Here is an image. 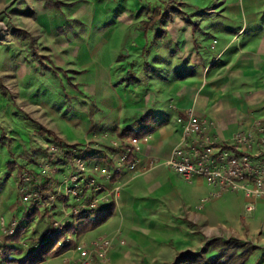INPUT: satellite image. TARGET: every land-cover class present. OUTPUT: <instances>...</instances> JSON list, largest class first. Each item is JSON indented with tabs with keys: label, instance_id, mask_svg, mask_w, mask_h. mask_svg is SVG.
I'll return each instance as SVG.
<instances>
[{
	"label": "rangeland",
	"instance_id": "374dc122",
	"mask_svg": "<svg viewBox=\"0 0 264 264\" xmlns=\"http://www.w3.org/2000/svg\"><path fill=\"white\" fill-rule=\"evenodd\" d=\"M226 3L0 0V264H6L2 254L7 246L20 249L21 253L13 256L21 259L48 242L57 230L56 223L63 228L77 226L78 216L72 213L78 203L73 196L67 201L64 198V182L69 176L66 164L75 151L84 152L89 167L95 162L111 171L117 167L125 147L121 144L123 131L113 137L95 135V122L107 127L114 120L115 113L105 99L113 94L121 96L116 89L118 82L124 86L141 73L150 81L174 77V70L182 64L179 57L187 60L199 51L216 66L217 54L227 41L212 33L229 32V42L234 44L238 26L235 0ZM260 12L264 33V9ZM204 31L211 35L202 37ZM138 46H142L140 54L129 53ZM188 73L180 71L181 75ZM121 75L126 81L118 80ZM41 130L54 136L41 134ZM103 179L97 177L101 184ZM27 194L31 195L29 202L24 201ZM88 195L92 196L91 190ZM235 195L239 197L224 193L219 200L207 203L205 211L218 216L220 224L226 221V212L239 218L252 215L247 219L250 225L243 218L241 229H214L204 236L187 218L179 222L173 219L169 223L172 228L163 229L159 235L164 241L157 249L156 261L146 256L147 261L133 258L124 264H184L180 263L182 254L203 255L210 242L214 243V247L208 246L210 250H220L226 242L255 247L246 264H264V217L254 219L257 209L247 214L244 198ZM100 212H92L91 217L96 219ZM21 227L24 232L19 243H8L9 230L15 233ZM98 234L78 242L91 246L101 239ZM67 238L76 240L74 234ZM74 247L66 251L65 259L73 257ZM216 253L204 255L209 259ZM204 260L194 264H203ZM63 262V258L48 256L44 264ZM106 264H113L110 253Z\"/></svg>",
	"mask_w": 264,
	"mask_h": 264
},
{
	"label": "crops",
	"instance_id": "0c3cea01",
	"mask_svg": "<svg viewBox=\"0 0 264 264\" xmlns=\"http://www.w3.org/2000/svg\"><path fill=\"white\" fill-rule=\"evenodd\" d=\"M232 2L227 0L226 5ZM235 3L239 18L234 44L238 45L233 48L229 32L214 31V37L221 36L227 41L217 54L216 66L201 51L195 52L187 60L179 57L182 66L174 70L176 76L150 81L147 74L141 73L124 86L117 83L115 88L120 97L113 94L105 99L115 113L114 120L107 127L95 122V135L113 137L128 127L151 131L148 141L141 142L135 154L136 169L124 168L115 180L103 179L106 193H112V198L102 209L114 204L112 217L79 238L87 240L99 233L98 238L112 240L113 264H124L133 258L147 261L151 257L149 260L156 261L157 249L164 241L159 235L163 229L172 228L169 223L173 219L179 222L187 218L208 236L214 229H241L242 219L252 216L239 218L226 212V221L220 224L218 216L205 211L207 203L220 198L212 196L214 189L200 178L189 185L166 165L183 140L178 119H185L190 110L213 123L211 134L219 141L230 142L239 131L252 132L257 125L264 126V33L260 25L264 0H235ZM205 35L211 34L204 31L202 37ZM141 47H132L129 53L140 54ZM230 53L233 55L226 58ZM183 70H188L191 76L178 78L177 73ZM121 77L118 80L126 81ZM106 155L114 161L115 158ZM253 215L254 219L264 217V201L258 203ZM246 222L250 225L249 220ZM67 254L54 259L65 261Z\"/></svg>",
	"mask_w": 264,
	"mask_h": 264
},
{
	"label": "built area",
	"instance_id": "2783aa9c",
	"mask_svg": "<svg viewBox=\"0 0 264 264\" xmlns=\"http://www.w3.org/2000/svg\"><path fill=\"white\" fill-rule=\"evenodd\" d=\"M178 123L182 125L183 140L173 150L166 165L189 184L195 178L205 180L215 191L213 197L219 198L227 192L243 195L245 212L253 214L258 203L264 201V126L257 125L252 132L239 131L230 142H224L211 134L212 122L201 119L191 110L185 119L179 118ZM148 139L149 135L141 138L123 136L121 144L125 147L114 171L97 164L89 167L84 152L75 151L66 164L69 176L64 182V198L67 201L73 196L78 203L72 214L92 213L108 203L112 193H106L97 177L113 180L124 168L134 171L135 154L140 143ZM90 190L92 196L88 195ZM30 198L27 194L24 201L29 202ZM60 224H55L57 230L50 238L63 230ZM9 234L12 236L14 230H9ZM71 241V238L66 240L67 243ZM113 247V241L106 238L94 241L91 246L77 244L71 251L73 257L65 259L63 264H106Z\"/></svg>",
	"mask_w": 264,
	"mask_h": 264
},
{
	"label": "trees",
	"instance_id": "16d2710c",
	"mask_svg": "<svg viewBox=\"0 0 264 264\" xmlns=\"http://www.w3.org/2000/svg\"><path fill=\"white\" fill-rule=\"evenodd\" d=\"M58 3V2H57ZM59 4V3H58ZM178 13V12H177ZM180 16L182 15V12L179 11L178 13ZM15 32L17 34H22L21 30L15 29ZM55 70H61L57 67H55ZM191 73H188L186 76H191ZM179 75L178 78L184 79L186 78L185 75H181L180 73H177ZM41 134H49L51 136H54V133L51 131H45L41 130ZM151 133L150 130L140 129L135 130L133 127L126 128L122 134L126 137H134V138H141L144 135H149ZM60 142L59 139L56 138ZM115 180V178L113 179ZM101 212L99 215H97L96 219H93L91 217L92 213L85 212L78 216V224L75 225H66L62 231L57 232L53 238H49L48 242L44 245H41L36 251L31 252L29 255H27L24 258L18 259L14 257L13 255H17L21 253V250L12 247L7 246L5 248L4 253L2 254V258L5 259L6 264H40L43 263L48 256H51L52 258L58 257L61 254L65 253L69 248L72 246H76L78 243V240L80 237L85 235L86 233L98 228L99 226L103 225L107 220H109L114 212V204L110 205L108 209L103 210L100 209ZM24 232V228H19L17 231L12 235L10 238L7 239L8 243H19L20 238ZM74 234L76 236V240L73 239L70 243H67V235ZM62 244V245H60ZM214 247V243L210 242L207 243L205 248L202 250L203 255H198L195 253H184L182 254L180 263L184 264H194V262L201 260V258L204 260L203 264H246V262L249 260L251 255L256 250L255 247L247 248L245 243L241 242H226L222 247H220V250H218L216 247L212 250L208 249V246ZM210 250V251H209ZM218 252L216 253V256L212 258H207L206 255H204L206 252ZM201 264V263H198Z\"/></svg>",
	"mask_w": 264,
	"mask_h": 264
}]
</instances>
